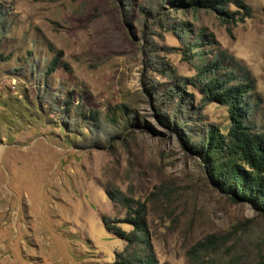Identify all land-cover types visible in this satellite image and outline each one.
<instances>
[{"label":"rangeland","instance_id":"rangeland-1","mask_svg":"<svg viewBox=\"0 0 264 264\" xmlns=\"http://www.w3.org/2000/svg\"><path fill=\"white\" fill-rule=\"evenodd\" d=\"M171 1L0 0V264H119L103 217L132 230L128 201L157 264H264V213L219 190L183 136L226 125L190 85L213 61L251 81L264 130V0Z\"/></svg>","mask_w":264,"mask_h":264},{"label":"trees","instance_id":"trees-1","mask_svg":"<svg viewBox=\"0 0 264 264\" xmlns=\"http://www.w3.org/2000/svg\"><path fill=\"white\" fill-rule=\"evenodd\" d=\"M179 0H172L174 3ZM183 6L194 9V6H206L212 9L223 8L224 0H185L179 1ZM222 6V7H221ZM227 14L226 11L222 10ZM197 44V43H194ZM190 46L192 44H189ZM198 47L200 45H197ZM201 53L203 51L200 46ZM187 46L184 55L190 57ZM55 62L47 72L53 70ZM214 64L206 62L196 67L197 76L190 85L201 94V102L204 105L214 104L223 106L227 112V122L223 129L214 124H200L202 127L194 129V133L184 129L185 141L189 143L194 152L202 159L208 168V174L217 188L234 201H246L251 203L256 210L264 213V130H259L250 122L247 101L251 90V81L246 77L237 78L232 72L218 74L210 71ZM205 74L207 79L204 81ZM185 83L169 88L165 94L168 100H175L179 110H170L168 115L172 121L173 129L183 125L185 104L187 95ZM163 95V94H161ZM157 110L166 109L164 103L157 104ZM161 122L170 125L168 118L158 116ZM191 122L198 119L191 117ZM97 122V119L90 118ZM197 125H195L196 127ZM194 127V128H195ZM184 128V127H183ZM113 201L128 200L125 196H112ZM130 200V199H129ZM127 213L123 222L132 226V230H125L117 223L103 217V223L107 231L115 237L126 242L125 247L118 253L119 264H157L151 252H145L148 243L142 238L144 228L143 211L140 208L133 209L127 202ZM111 221V222H110Z\"/></svg>","mask_w":264,"mask_h":264}]
</instances>
